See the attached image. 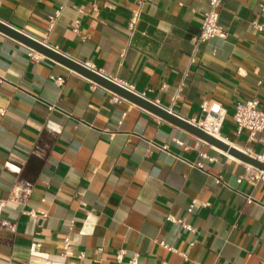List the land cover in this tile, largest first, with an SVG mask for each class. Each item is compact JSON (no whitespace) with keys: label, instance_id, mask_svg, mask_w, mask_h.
I'll return each instance as SVG.
<instances>
[{"label":"crops","instance_id":"crops-1","mask_svg":"<svg viewBox=\"0 0 264 264\" xmlns=\"http://www.w3.org/2000/svg\"><path fill=\"white\" fill-rule=\"evenodd\" d=\"M261 3L224 0L227 36L203 43L208 0H148L132 35L139 0H0V21L190 122L219 104L222 137L264 156V131L250 142L233 122L238 101L264 111ZM27 48L0 32V264H115L119 249L122 264H264V183L238 181L244 162Z\"/></svg>","mask_w":264,"mask_h":264},{"label":"built area","instance_id":"built-area-1","mask_svg":"<svg viewBox=\"0 0 264 264\" xmlns=\"http://www.w3.org/2000/svg\"><path fill=\"white\" fill-rule=\"evenodd\" d=\"M148 0H139V5L134 8L128 18L126 29L129 33V35H132L135 30L137 29V25L141 18V4L146 2ZM224 0H208V7L205 11L202 13L201 17V23H200V31L198 35L196 36L195 42L196 43H203L208 41L211 38L218 37L221 39H225L227 36V30L226 28L220 24L219 22V14L220 9L222 7ZM95 7V6H94ZM82 12V10H80ZM59 11L55 13L54 16L50 17V28L53 27L54 21L56 17L58 16ZM251 26L258 31L264 30V4L261 3L259 5V18H255L251 20L250 22ZM79 27H80V21L78 19L74 20L72 30L75 33H79ZM28 55L31 60L33 61H39L43 59L45 56L38 53L37 51L33 50L32 48L28 47ZM50 79L55 81L56 84H62L64 82V78L62 76H54L51 75ZM87 79V78H86ZM88 81H90L88 79ZM90 83L95 87H101L98 84L90 81ZM118 83V82H117ZM121 86L125 87L126 89L133 91L132 86L127 85L125 83H118ZM135 92V91H133ZM112 93V100L113 101H120L123 98L118 96L117 94ZM143 97H145L144 94H139ZM201 111H202V117L198 119L196 122L193 123L196 127L204 131L206 134L211 135L213 137H216L222 141L230 143L226 138L222 137L221 135V129L222 125L224 123V120L226 118V111L224 108H222L219 104L216 103H209V102H203L201 104ZM3 111L0 110V115H3ZM233 122L235 125V134L239 135L243 131L247 133V140L252 142L256 139V136L264 131V111L259 109V100L257 97H251L248 99H245L243 101H238L235 103L234 106V113H233ZM199 142L204 143L206 145H209L205 141H203L200 138H197ZM178 144H181V141H177ZM245 153L255 157L256 159L264 162V156L263 155H253L252 150L249 148L242 149ZM200 157L202 159H208L209 161L214 160L215 158L212 156L207 155L206 153H199ZM195 167L199 169H204V164L202 161H198L194 164ZM246 171L245 175L240 177L238 181H240L242 178H246L251 183H256L258 181L264 183V171L261 169H258L250 164L245 163ZM216 182H220V177L216 178ZM247 202H251L250 198H247ZM196 201H192V203L188 206L187 211L191 212L192 208ZM207 203H204L206 205ZM32 214V213H31ZM33 216V214H32ZM168 220L172 221L174 223H179L184 229L193 231L190 224L184 222L181 219H178L176 217H173L171 215H168ZM161 244L164 247L169 248L173 252H178L176 249H173L172 247H168L163 242ZM70 247L69 239L66 237L64 239V249L67 251V249ZM124 254L125 251L122 249L117 250L115 254V264H122L124 261ZM183 254V253H180ZM82 257V255H80ZM128 263L130 264H136V257L133 256Z\"/></svg>","mask_w":264,"mask_h":264},{"label":"water","instance_id":"water-1","mask_svg":"<svg viewBox=\"0 0 264 264\" xmlns=\"http://www.w3.org/2000/svg\"><path fill=\"white\" fill-rule=\"evenodd\" d=\"M0 32L7 36L19 41L20 43L32 48L38 53L53 59L54 61L62 64L70 70L86 77L90 81L98 84L99 86L117 94L130 101L131 103L144 108L145 110L153 113L159 118L171 122L172 124L188 131L189 133L202 139L209 145L215 146L219 150L227 153L228 155L237 158L238 160L250 164L258 169L264 171V162L256 159L255 157L245 153L241 148L232 145L228 142L222 141L216 137L206 134L204 131L196 127L193 123L177 115L176 113L168 110L167 108L155 103L154 101L139 95L136 92L130 91L121 86L117 82L113 81L109 77L99 73L98 71L87 67L83 63L74 60L71 57L59 52L58 50L48 46L47 44L38 41L25 34L24 32L17 30L9 25L0 21Z\"/></svg>","mask_w":264,"mask_h":264},{"label":"bare ground","instance_id":"bare-ground-1","mask_svg":"<svg viewBox=\"0 0 264 264\" xmlns=\"http://www.w3.org/2000/svg\"><path fill=\"white\" fill-rule=\"evenodd\" d=\"M231 144V143H230Z\"/></svg>","mask_w":264,"mask_h":264}]
</instances>
